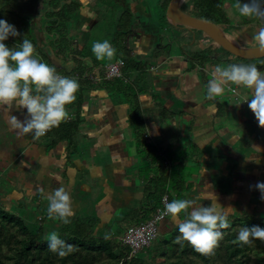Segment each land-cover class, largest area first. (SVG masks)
Returning <instances> with one entry per match:
<instances>
[{
  "label": "trees",
  "instance_id": "16d2710c",
  "mask_svg": "<svg viewBox=\"0 0 264 264\" xmlns=\"http://www.w3.org/2000/svg\"><path fill=\"white\" fill-rule=\"evenodd\" d=\"M224 1L188 0L184 8L180 9L188 15L210 20L218 24L224 32H229L224 28H231L232 22L226 12ZM96 2L104 7L98 19L105 23L101 33L110 38L116 49L114 61L117 58L122 59L121 76L106 78L105 58H97L92 51L93 42L102 41L106 39L105 37H99L100 35L90 29L89 35L82 43L76 38V34L70 32L76 20L73 17L81 6L80 0H4L0 6V18L13 23L19 30V35H10L5 43L17 47L24 38H28L35 44L39 58L55 65L59 73L78 79L80 87L76 99L66 105L70 112L69 117L40 136L50 149L58 142L66 141V159L70 157V151L77 146L76 137L83 121L84 91L103 89L128 104V124L133 132L132 144L136 156L141 157V164L134 171V175L142 184V198L138 204L127 208L120 219L114 217L104 224L101 233L97 232L100 218L95 209L81 213V216L68 218L67 222L60 217L55 221L49 211L44 209L48 207V200H42V196L45 197L46 194L41 189L32 194V199L39 201L36 203L38 218L32 222L16 211L5 209L0 203V264H264V240L253 238L251 243L247 244H241L236 240L240 228L244 225L264 227V212L260 214L254 206L251 207L250 213L243 211L247 207L245 203L250 189L248 184L243 186L244 182L240 183L243 188L241 191L245 192L241 193L245 201L234 207L232 213H228L231 224L222 229L223 238L211 253L200 252L187 241L183 244L178 243L175 239L180 234L178 224L163 230V233L149 245L138 251H133L122 239L130 228L152 220L159 208L166 212L165 204L168 201L188 198L187 195L195 187V179L200 174L201 150L195 143L173 146L170 141L158 143L149 137L145 115L139 101V94L146 91V85L140 82L149 67L146 61L135 59L133 51L127 46V37L131 34L134 19L129 0ZM168 2L169 0H163L158 5L163 19ZM33 19L38 21V26L42 25L41 30L47 39L48 48L43 49L37 44L31 26ZM108 24L111 25L109 30ZM167 26L172 28L174 25ZM173 30V35H168L169 37L158 34L157 42L160 48L158 54H161L162 50L168 51L170 45L178 47L180 55L190 63L189 70H195L200 74L206 91L208 78L204 67L218 65V62L239 63V60H235L237 58L243 59L242 63L264 62V57L257 60L235 56L217 45L209 36L207 37L210 41L205 43L195 34L196 29L174 26ZM253 40L249 45H259L256 36ZM68 62L72 64L70 69L63 67V63ZM95 76L99 79H93ZM206 97L215 105L216 115L221 114L224 109L221 102L217 98L207 95ZM186 113L179 108L160 106L158 115L165 119ZM192 119L194 118L189 119L190 126ZM216 159L219 162L225 157L216 156ZM237 166L238 163L232 161L227 175L220 174L215 177L213 191L221 190L228 196L234 190L231 175ZM2 182L3 180L0 181V194L2 191L8 192ZM42 202H45L44 205ZM26 203L18 198L17 208L23 211L20 208ZM197 204L202 206L206 202H196L193 206L197 207ZM170 217L171 214L164 215L161 221ZM179 218H184L183 212ZM51 224L55 226L54 229L48 228ZM46 228L51 229L50 233L56 231L63 239L75 245V249L63 256L50 250L47 245L46 237L49 233Z\"/></svg>",
  "mask_w": 264,
  "mask_h": 264
},
{
  "label": "crops",
  "instance_id": "0c3cea01",
  "mask_svg": "<svg viewBox=\"0 0 264 264\" xmlns=\"http://www.w3.org/2000/svg\"><path fill=\"white\" fill-rule=\"evenodd\" d=\"M158 1H159L158 5L163 2V0H158ZM129 3H130V8L134 14L132 27L133 26L137 27L138 25L143 23L140 20H145V19H148L147 22L149 26L153 25L154 22L152 21L155 20V18H153L154 16L151 15L152 17H150L148 14L144 12L155 9L159 11V6L157 5V3L156 4L148 3V0H129ZM144 14L145 17L148 18H143L142 15ZM250 23H253V21H251ZM257 23L260 25V22L257 20V22H255L256 27H258ZM138 29H141V27H139ZM155 32L157 34H154L155 36L152 43L148 45L149 46L148 49L152 47V49H150L151 51L149 52L150 55L147 56L146 54H144L146 53V51L142 50V52L139 55L137 54L135 58L137 60L146 61L148 63L147 65L149 69L147 71H149L150 68H156L155 72H153L155 74L153 75H156L157 78L155 79L158 81H156L154 78L153 80L157 82L156 83L157 86H155L156 88H158L157 92L152 91V83L151 84L148 83L146 85V82L143 79V77H142V82H140V84L146 85L145 86L146 91L141 92L139 94V101L145 115V122L149 132V137L153 141L157 142V140L155 139L158 138V134L159 133L161 134V131L163 130L166 131L164 127L167 124L164 123V121L169 120L170 117H166L165 119L160 118V116L158 115L160 106L169 108L171 107V105L175 106L176 104L175 100H179L180 104L188 103L189 107L191 108L196 107L197 105H201V108H204L206 110L208 108L210 110V113L206 115V110H205L203 111L202 114L204 119L206 117L205 123H207V125L204 126V122H203L202 129L203 127H205V129L203 130L201 137L204 139V133H206V135L210 137L209 143H213L214 146L211 155H207L209 156L208 157L209 159L215 158L216 160V161L210 160L211 164L214 163L213 164L214 166L210 168L213 175L211 177V182L209 183L210 188L213 184L212 182H214L215 177L217 175H220L218 173L216 175L214 174L213 172L214 168L220 166L219 171L225 169V167L221 165L224 161L229 171L232 161L238 163V166L234 169L231 175L233 188L235 187L238 190V192L233 190L232 192H230V194H228V196L223 193L225 195L226 204L232 197L234 198V205L233 204H232L233 206L230 205L231 212H229L232 213L234 207L236 208L238 204L245 201L243 200L244 196H242V194L240 193L241 188L240 189L238 188V185H240L238 179L242 178L241 182H244L243 184L244 187L247 184L248 186H250L249 194L246 199L247 201L251 200L250 198L251 194H255V193L262 194L261 189L256 187V182L264 181V173L259 172V171H263L261 170V168L264 167V162L257 161L258 156H260L261 154L264 155V125H261L258 122V118L255 116L253 110L249 107L248 104V101L251 99L253 95V90L250 86L236 83L237 86L239 87L238 90L240 91L238 93V96H242V100L236 97H230V99L236 101V103H233L231 101L232 103L230 105L225 104L226 100L227 99L229 100V97H227L226 99L220 95L216 97H212V98H217L219 102H221V105L224 108L221 111V114L216 115V107L210 101V99L206 97V85L202 82L200 74L195 70H189L190 63L186 59H184L182 55H180V51L176 46L170 45L168 51L165 52L162 50L161 54H158L160 48L157 49L155 47V43H157L158 40V31ZM255 36L256 35L252 34V37ZM239 41L240 40L237 41L239 44L241 43L244 44L243 42L240 41L241 42L240 43ZM135 45L137 47H140V49H142V46L140 44L130 45L127 41V46L130 49L133 46L134 51L136 53H139L138 51H136ZM138 56H140V58ZM150 56L152 57V59H158V61L153 64L152 61H149ZM262 62L260 64L257 63L259 68H264V63ZM218 64L224 66L228 65L225 62H218ZM215 67L216 65H209L204 67L207 78L211 74L213 76L211 79L219 78L217 73H215L217 74V76H214L213 72H215ZM147 71L145 72V74H147ZM175 80L179 82V87H181L180 88L181 90L178 89V85ZM230 83L232 85L235 84L234 82L228 81L225 83V86L229 85L230 89L233 88L235 91V88L233 86H230ZM147 86H149L150 89H147ZM199 91L201 92V97L199 99L192 98V96H194V94ZM230 92H232V90ZM147 93L149 95H147ZM182 93L185 94V96ZM89 95H93L97 97H94V99L92 100L90 99ZM104 96L105 99L111 100L110 99L111 95L103 89L94 88L83 92V98H84V102L82 106L83 121L79 126L80 130L77 133L76 139L81 141V138L82 139L85 138L86 140L84 141L83 144L82 142L77 141L76 148H74L73 151H70L71 155L74 154L76 156V158H74L73 156L71 157L70 155L72 162L70 164L72 165V168H69L68 162H66V160L62 162L61 167L57 162H55V159L60 158V156L54 155L56 153V149L54 154L53 152H51V150L54 149V147L50 149V153L53 154V156L51 157V155L49 154L44 155L42 162L40 161L39 158L36 162L35 160L32 159L31 157L32 154L29 155L23 154L24 151L22 152L20 149L15 153L8 154L9 156L8 161L13 160L12 163L11 162L10 163L13 164L14 167L16 165L18 169H20V167L25 168L24 165L26 164H20V161L24 160V157L27 158V161L26 160L25 161L28 163H30L31 161L35 162L34 164L31 163L29 168L31 167L34 168L35 166L36 169L38 170L39 174L36 173L35 176L32 177L35 178L36 180L35 183L37 187H40L39 189H43L44 190L43 192L45 194L60 186H64L66 188V190L71 195V202L74 208V214L68 218L81 216V212L85 213L88 207V202L94 201V205H95L94 209L96 211V214L100 218V223L97 225L98 233H101L103 231L104 224L108 223L114 217L120 219L124 215L127 208L135 206L140 202L142 198L141 195L142 184L140 180L134 175V171L141 164V157L136 156L135 148L134 145L132 144L133 132L131 126L128 124V115H127L128 104L124 102L125 110L123 115L120 116L117 114L114 116L113 111L112 113L109 112L110 107L112 105L107 106L105 105L106 104L105 101L102 100ZM243 100H245V102ZM162 101H164L165 104H162ZM242 102H244L245 105L248 106L247 111H249L250 113H245V111L241 110ZM155 104H157V106H155ZM103 108L106 111L105 116L98 114L95 115L94 117L98 119L96 122L97 125L96 127L95 126L89 127L87 124L88 117L86 118V115L88 114L90 116L91 115L93 116L96 113L97 109L103 111ZM185 111L187 112V110ZM226 113L228 114V117H226L225 119H221L226 115ZM184 116L185 119H187L186 126L188 130H191V128L193 127L190 126L189 124V119L191 117L194 118L192 119L193 121H196L202 117L199 116L197 119L196 117H194V113L192 114L190 112H187L186 114H184ZM213 118L215 121L213 120ZM208 119H210V121ZM85 120L87 121L85 122ZM149 123L151 124V126L149 125ZM233 124H237V126L234 127ZM153 131H155L156 134L153 133ZM241 134L243 136H239ZM197 136H198L197 132L196 134L194 133V138ZM189 141L190 140H187L185 143L188 144L190 143ZM199 141L196 140L195 142H191V144L196 143L199 145ZM159 142L160 140H158V143ZM63 144H65V146H63L62 150H64L63 155H65L67 142L63 141ZM186 144H179V145L184 146ZM204 145L205 144L203 142L202 147L200 146L199 147L204 150ZM224 147L228 148L227 151L229 152L227 154L223 153ZM251 147H253L254 151H251L252 149ZM248 148H250V151L246 150ZM258 151L259 152L261 151L260 154ZM242 154H245L243 158L240 157L242 156ZM246 155L253 157L252 160H250L252 162L251 165H248L246 163L248 159ZM216 156H222L225 157V159L222 161L219 160L218 162ZM228 158H231L233 160H230ZM254 159L256 160L254 161ZM29 160L31 161L29 162ZM256 162L258 164H256ZM74 167H76V169ZM249 167L251 168V170H249ZM98 169L102 172L99 173ZM60 171L62 172L61 175H59ZM58 176L64 177L65 180H62L60 178L58 179ZM232 178H234L235 180H233ZM69 179L74 180L71 183V185L68 184V182L70 181ZM198 185L199 183H196L195 187L187 195V197L193 199L195 203L196 202L198 203L199 200H197V198H200L199 197L200 194H197L196 192V191H200ZM76 186H78V189H80L79 192L75 191ZM94 189L95 191H97L98 194L95 195L94 199H90L89 196ZM35 192L36 190L34 191L31 190V192H27V194H30V196H32V194ZM222 192L220 190V193ZM6 194L7 193H5V195ZM86 194L88 198L85 201L84 199ZM16 197L17 199L20 197L23 198L24 194L20 192V195H18L17 193ZM195 197L197 198L195 199ZM203 201L206 202V200ZM226 204H224L223 206H225ZM44 209L45 211H48V207ZM245 209H243L244 212L250 213V210H245ZM260 211L261 210H259V212ZM54 215L55 217L53 218L56 221L59 218V216H56V214H52V216ZM175 224H177V221L173 217L164 219L161 222L160 228L158 227L159 234H162L163 230L172 228V226H174Z\"/></svg>",
  "mask_w": 264,
  "mask_h": 264
},
{
  "label": "clouds",
  "instance_id": "9594fccd",
  "mask_svg": "<svg viewBox=\"0 0 264 264\" xmlns=\"http://www.w3.org/2000/svg\"><path fill=\"white\" fill-rule=\"evenodd\" d=\"M240 14L264 17V0H236ZM19 35V30L4 18H0V105L15 107L23 115L21 119L12 114L13 127L22 132L34 130V135L43 136L54 126L69 117L66 105L76 99L80 87L77 78L61 74L55 65L39 58L35 44L24 38L17 47L5 43L8 37ZM261 49H264V28L256 34ZM92 51L99 59L112 58L115 47L108 39L96 40ZM264 63V62H262ZM215 73L219 78H213L207 83L206 95L216 97L224 93L228 81L250 86L253 95L248 101L258 122L264 125V68L256 63H230L226 66L216 65ZM256 187L261 189L264 198V181H257ZM43 192L44 190L41 189ZM208 185L201 192L200 198L209 201L202 206H193L195 201L190 198H176L165 204L166 212L162 214L176 219L179 235L175 237L178 243L185 241L198 251L211 253L223 238L222 229L230 226L227 207L223 206L217 195ZM49 214H57L65 222L74 214L71 195L64 186L46 193ZM191 210L189 211V208ZM184 218L180 219V214ZM253 238L264 240V227L260 225H244L240 228L237 242L251 243ZM48 248L59 255H67L75 249V245L63 239L56 231L46 237Z\"/></svg>",
  "mask_w": 264,
  "mask_h": 264
},
{
  "label": "rangeland",
  "instance_id": "374dc122",
  "mask_svg": "<svg viewBox=\"0 0 264 264\" xmlns=\"http://www.w3.org/2000/svg\"><path fill=\"white\" fill-rule=\"evenodd\" d=\"M80 2H81L80 9L75 13V16L73 17L76 19L75 24L73 23V25L71 26L70 32H72L73 34H76L75 35L76 38H78L80 40V42H82V43L86 40L87 36L89 35L90 29H92V32L94 31L93 33H96L98 36L100 35L99 37H101V38L105 37L106 39L110 40V38L103 36L104 33L103 34L101 33L102 32L101 28H103V24H105V23H102L103 21H101V20L98 21V19L100 18L101 14H102V10L104 8L103 6H101V3H99V5H98L96 0H80ZM158 2H159L158 0H148V3H153V4L157 3V5H158ZM187 2H188V0H184L181 3L180 8H184V5ZM3 3H4V0H0V6ZM224 5L227 9L226 12L229 15L231 22H232V25L230 26L231 28H224L227 31L229 30V32H227L228 36L232 37L234 40H236V42L239 39L241 42L244 43V44H242L239 41L242 45L251 46V45H249V43L254 41L252 39V38H254V37H252V34L256 35L260 31L261 28H264V21H262V20H264V17H258L256 15L245 16V15L240 14L238 7H237L236 0H225ZM144 13L148 14L150 17H152L151 15H153L154 16L153 18H155V20L152 21V22H154L152 26H149V24L147 22L148 19H145V20H140L143 23H141L137 27L136 26L132 27L133 32L131 31V34L127 37L128 43L130 45L131 44H137V45L140 44L142 46V49H140V47H137L135 45L136 51H138L139 53H136L134 51V49H133L134 45L131 47V50L133 51L134 58H136V55L137 54L139 55L142 52V50L146 51V53H144V54H146L147 56L150 55L149 52L151 51L150 49H152V47L150 49H148L149 48L148 45L152 43L154 36H155L154 34H157L155 31H158L159 36H160V34L161 35L165 34L166 36H168V35L171 36V35H173L172 33H174V30L172 31V28L174 26L171 24L173 27L172 28H171V26L168 27L167 25H170L169 21L165 17L163 19V17H162L163 15L158 10H156V9L150 10V11H147ZM142 16H143V18H148V17H145V14ZM164 16H165V12H164ZM256 19L258 21L259 20L262 21V22H260V25L257 23L259 28L256 27V24H255V22H257ZM96 21H97V23L95 24ZM251 21H253V23H250ZM38 24H39L38 21H36L34 19L31 22V26L33 28V33L35 35V39L37 41V44L43 49H45V47L48 48V46H46L47 39L45 38V36L43 35V32L41 30L42 25L40 24V26H38ZM139 27H141V29H138ZM109 28H111L110 24H108V30H109ZM194 31L198 37H201V41H203L205 43H208L210 41L209 38L207 37L208 35L205 32H203L201 30H194ZM108 33L109 32L107 31V35H108ZM155 47L158 49V42L155 43ZM138 57L140 58V56H138ZM105 59H106L105 63H110V62H113L115 58L113 56L112 58L105 57ZM255 59L261 60L262 57L255 58ZM235 60L236 61L239 60V63L240 62L242 63V61H243V59H239V58H237ZM149 61H152V63L154 64L158 61V59H152V57L150 56ZM63 67H65L66 69H70L72 67V64L70 62H68L66 64L63 63ZM155 70H156V68H150V70L147 71V74H145L143 76V79L145 80L146 85L148 83H150V84L152 83V91L157 92L158 88H156L155 86H157L156 81H158V80L155 79V78H157L156 75H153V74H155V73H153V72H155ZM156 73H158V72H156ZM213 73H214V76H217V74H215V72H213ZM212 77L213 76L211 74L208 77V79L210 80ZM131 78L132 77H130V79ZM153 78L156 81H154ZM177 85H178V89L181 90L180 89L181 87H179V82H177ZM230 86H233L235 88V91L232 87H231L232 89H230L229 85H227V86L224 85V87L227 91L225 90L224 93H222L220 95V96L224 97L225 99L227 97H229V100L228 99L226 100V103H225L226 105H228V104L230 105L232 102L236 103V101L230 99V97H236V98L242 100V96H238V93L240 91L238 90L239 87L237 86V84L235 83L234 85H232L230 83ZM241 87H242V85H241ZM147 89H150V87L147 86ZM231 90H232V92H230ZM147 95H149V94L147 93ZM183 95L185 96V94H183ZM89 97H90V99L93 100L94 97H97V96L89 95ZM200 97H201L200 91L195 93L194 96H192V98H194V99H197V98L199 99ZM103 98H102V100L105 101V103H106L105 105H107V106L112 105L110 107L109 112L112 113V111H113L114 116L117 114L120 116L123 115L124 110H125V104H124V101L120 97L110 96L111 100L105 99V96ZM152 101H153V99H152ZM175 101H176L175 106L171 105V108H175V109L179 108L181 110H187V112H190L192 114L194 113V117H196L197 119L199 116H202V117L199 118L198 120L195 119L196 121H192L191 126H193V127L191 128V130L187 129V126H186L187 125V119H185L184 115H180L176 118L175 117H172L170 119L168 118L169 120L164 121V123L167 124L164 127L166 131H164V130L161 131V134L160 133L158 134L159 139L156 138L155 140H157V142H158V140H160V142L170 141V142H172L173 146H176L179 144H186L185 142L187 140H190L189 141L190 143L195 142L196 140H198V141L200 140L199 145L198 144L197 145H198V147L199 146L202 147L203 142H204V144H205L204 150L205 151L199 147L201 150V153L199 155L200 159H201V163L199 166L200 174L195 179V183H199L198 187L200 190V191H196V192H197V194H201V192L206 190V187L211 182V177L213 176L210 168L212 166H214L213 165L214 163L211 164V161H216L215 158L209 159L208 158L209 156H207V155H211V152H213V149H214L213 143H209L210 137L207 136L206 133H204V139L201 137V134L203 133V130L205 129V127H203V129H202L203 122H204V126L207 125V123H205L206 117L204 119L203 115H202L203 111H205L206 109L201 108V105H197L196 107L191 108V107H189L188 103H181L180 104V103H177V102H179L178 100H175ZM243 101L245 102V100H243ZM154 102H156V101H154ZM244 102H242L241 110L245 111V113H250L249 111H247L248 106H246ZM162 104H165V102L162 101ZM155 106H157V104H155ZM13 113L16 114L18 117H20L21 119L23 118L22 113L20 111H17L14 106L10 108L8 105H0V181L3 180L2 184L6 188L5 190L8 191L6 195H5L6 192L5 193L3 191H2L3 193L1 192L0 203L4 205L5 209H11L13 211H16L19 214H21L22 216H24L25 219L32 222V221L36 220V218H38V216H37V214H38V208L37 207L38 206H36V203L37 202L39 203V201H35L34 199H32V196H30V194H27V192H31V190L32 191H34V190L38 191V189L40 188V187H37V185L35 183L36 180H35V178L32 177V176H35L36 173L39 174V172L35 166H34V168L33 167L29 168L31 163L34 164L35 162L34 161L32 162L31 160H29V162L30 161L31 162L28 163V162H26L27 158H25V157H24V160L20 161V164H26V165H24L25 168L20 167V169H18L16 167V165H15V167H16L15 168L13 166V164H11L13 160L8 161L9 160L8 154L15 153V152L19 151V149H20L22 152L24 151L23 154H27V155L32 154L31 157L36 162H37L38 158L42 162L44 155L49 154L52 157L54 152H55V149H56V153L54 155L55 156L59 155L60 158L55 159V162H57L60 167L62 165V162L64 160H66V162H68L69 168H72V165L70 164L72 162H71L70 157L66 159V156L63 155L64 150H62V149H63V146H65V144H63V142H58L56 144V147H54V149L51 150V152H53V154H51L50 153V147L45 145V140L42 137H40V136L37 137L34 135V130L28 131V132H22L20 129L13 127V125L11 123V116ZM209 113H210V110L207 108L206 115H208ZM69 114H70V112H69ZM97 114L105 116L106 111L103 108V111H100V109H97L96 113L93 116L92 115L90 116L87 114L86 118L88 117V119H87L88 123L87 124L89 127H93V126L96 127V125H97L96 122L98 119L94 116ZM226 117H228L227 113L221 119H225ZM87 120H85V122ZM208 120L210 121V119H208ZM213 120H214V118H213ZM237 124H233V126L236 127ZM149 125L151 126L150 123H149ZM196 132H197L198 136L194 138V133L196 134ZM153 133L156 134L155 131H153ZM239 136H243V135L241 134ZM85 140H86L85 138H83V139L81 138V141L80 140H78V141L82 142V144H83ZM251 148H252L251 151H254L253 147H251ZM42 149H44V150H42ZM227 149H228L227 147L223 148L224 154H227L229 152V151H227ZM246 150L250 151V148H248ZM260 152H259V154H260ZM244 155L245 154H242V156H240V157L243 158ZM72 156L74 158H76V156L74 154H72L71 157ZM246 156L248 158L246 163L248 165H251L252 162L250 160H252L253 157H250L249 155H246ZM90 157H92V156H90ZM85 158H86V156H85ZM2 160H4V161H2ZM255 160L256 159H254V161ZM257 161L264 162V155L261 154L260 156H258ZM75 162H76V160H75ZM27 164H29V165H27ZM188 164H194V163L188 162ZM256 164H258V163L256 162ZM221 165L224 166L225 169L219 171L220 166H217L216 168L213 169V172L215 175L217 173L218 174H224V175H226L228 173V168H227L226 163L223 161V163ZM74 168L76 169V167H74ZM249 170H251L250 167H249ZM261 170H263V171H259V172L264 173V167H262ZM98 172L101 173L102 171L99 170ZM61 173L62 172L60 171L59 175H61ZM59 178L62 180H65L64 177L58 176V179ZM232 179L235 180L234 178H232ZM238 180H239V182H241L242 178H240ZM73 181L74 180H70L68 182V184L71 185V183ZM235 183H236V181H235ZM211 188H212V186H211ZM238 188L239 189L242 188L241 183H240V185H238ZM79 190L80 189H78V186H76L75 191L79 192ZM211 190H213V189H211ZM241 190H240V193H245ZM234 191L238 192V190L236 188L234 189ZM20 192H22L24 194L23 198L20 197L21 201H24L25 203L27 202L25 206L20 208L23 211H20L19 208H17L18 207V205H17L18 199L16 197V194L18 193V195H20ZM214 192L216 193L217 198L220 201V203L222 202L223 204H226L225 195L223 193H220L219 190L214 191ZM215 193H213V194H215ZM97 194H98L97 191H95V189H94L91 192L89 198L94 199L95 195H97ZM42 197H43L42 200L47 201L46 196L45 197L42 196ZM197 197H195V199ZM199 197H200V195H199ZM87 198H88V196L86 194L84 200L86 201ZM250 198H251V200H249L245 203L247 205V207H245L246 208L245 210H250V212H251V207L254 206V208H257L258 212H259V210H261L259 213L262 214V212H264V198H262V194H258V193L251 194ZM224 199H225V201H224ZM197 200H199V202L204 203V201L201 198H197ZM208 202L209 201L206 200V203H208ZM42 203L44 205L45 202H42ZM232 204L234 205V198L233 197L225 205V207L228 208V209H226L228 213L231 212L230 211L231 210L230 205L233 206ZM105 205H104V207H105ZM199 205L200 204H197V207ZM94 208H95L94 201L88 202V207H87L85 212H88L90 210L92 211V210H94ZM254 208H252V209H254ZM81 213L83 214L84 212H81ZM50 216L55 217V215L52 216V214ZM56 216H58V215L56 214ZM161 222H162L161 220L158 222L159 228L161 226ZM49 226L50 227H48V228L52 227V229H54V227H55L52 224ZM47 231H48L47 233H50L51 229H47Z\"/></svg>",
  "mask_w": 264,
  "mask_h": 264
},
{
  "label": "water",
  "instance_id": "95a60500",
  "mask_svg": "<svg viewBox=\"0 0 264 264\" xmlns=\"http://www.w3.org/2000/svg\"><path fill=\"white\" fill-rule=\"evenodd\" d=\"M183 1L169 0L165 9V18L170 24L201 30L216 44L235 56L245 59L264 57V49H261L259 45L245 46L236 41H232L218 24L207 19L188 15L181 11L180 6Z\"/></svg>",
  "mask_w": 264,
  "mask_h": 264
},
{
  "label": "built area",
  "instance_id": "2783aa9c",
  "mask_svg": "<svg viewBox=\"0 0 264 264\" xmlns=\"http://www.w3.org/2000/svg\"><path fill=\"white\" fill-rule=\"evenodd\" d=\"M121 65V58H117L114 62L107 64L105 77L109 78L112 76H121ZM93 79L96 80L99 79V77L95 76ZM163 213H165V211L159 208L152 220L137 227L130 228L122 239L132 248L133 251H138L149 245L152 240L159 235L158 222L162 219L161 217Z\"/></svg>",
  "mask_w": 264,
  "mask_h": 264
},
{
  "label": "bare ground",
  "instance_id": "6f19581e",
  "mask_svg": "<svg viewBox=\"0 0 264 264\" xmlns=\"http://www.w3.org/2000/svg\"><path fill=\"white\" fill-rule=\"evenodd\" d=\"M228 36V35H227ZM232 41H235L232 37L228 36Z\"/></svg>",
  "mask_w": 264,
  "mask_h": 264
}]
</instances>
